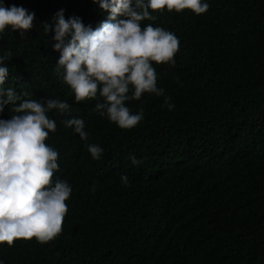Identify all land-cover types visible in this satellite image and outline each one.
<instances>
[{
	"label": "trees",
	"instance_id": "trees-1",
	"mask_svg": "<svg viewBox=\"0 0 264 264\" xmlns=\"http://www.w3.org/2000/svg\"><path fill=\"white\" fill-rule=\"evenodd\" d=\"M2 2L35 13L23 36L10 26L0 34V54L13 53L4 87L71 106L49 113L57 131L47 143L59 151L56 177L72 194L59 236L0 243V262L264 264V0H207L200 15L165 8L143 21L179 38L174 67L153 63L175 108L149 94L130 101L145 116L130 130L101 117L96 101H75L56 72L53 33L44 31L60 9L93 28L107 13L93 0ZM71 117L85 120L87 142L64 127ZM0 118H10L9 105ZM86 143L103 147L101 159L91 158ZM132 155L144 163L133 165Z\"/></svg>",
	"mask_w": 264,
	"mask_h": 264
},
{
	"label": "clouds",
	"instance_id": "clouds-1",
	"mask_svg": "<svg viewBox=\"0 0 264 264\" xmlns=\"http://www.w3.org/2000/svg\"><path fill=\"white\" fill-rule=\"evenodd\" d=\"M107 13L95 28L82 18H65V10L55 13L52 24L44 31L52 32L53 49L60 53L56 72L74 94L77 103L96 101L94 110L121 129L130 130L144 120V109L133 112L130 101H140L145 94L164 98L171 111L175 105L165 89L158 86L159 75L153 63L174 67L180 41L175 33L149 23L153 12L165 8L177 13L185 9L194 14L206 13L207 0H93ZM151 10V11H150ZM35 13L22 6L5 7L0 0V34L9 26L21 36L33 27ZM11 50L0 54V113L10 106V118H0V243L14 245L17 239L35 238L45 244L63 231L72 187L66 179L56 177L60 170L59 151L47 143L57 131V122L49 116L70 113L67 100L59 97L35 99L27 88L19 91L5 88L9 75L5 61ZM80 139L87 142L89 132L85 120L71 117L63 120ZM85 147L93 160L104 153L97 143ZM133 165L143 159L130 156ZM121 183L129 186L122 174ZM2 264V262H0Z\"/></svg>",
	"mask_w": 264,
	"mask_h": 264
}]
</instances>
